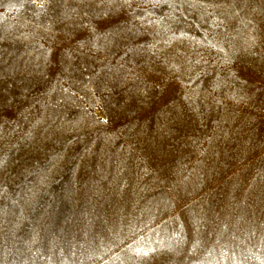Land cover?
Returning <instances> with one entry per match:
<instances>
[{
    "label": "rangeland",
    "instance_id": "rangeland-1",
    "mask_svg": "<svg viewBox=\"0 0 264 264\" xmlns=\"http://www.w3.org/2000/svg\"><path fill=\"white\" fill-rule=\"evenodd\" d=\"M0 264H264V0H0Z\"/></svg>",
    "mask_w": 264,
    "mask_h": 264
},
{
    "label": "snow or ice",
    "instance_id": "snow-or-ice-1",
    "mask_svg": "<svg viewBox=\"0 0 264 264\" xmlns=\"http://www.w3.org/2000/svg\"><path fill=\"white\" fill-rule=\"evenodd\" d=\"M33 2L35 3V2H37V0H33ZM41 6H42V4H41Z\"/></svg>",
    "mask_w": 264,
    "mask_h": 264
}]
</instances>
